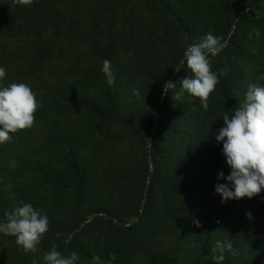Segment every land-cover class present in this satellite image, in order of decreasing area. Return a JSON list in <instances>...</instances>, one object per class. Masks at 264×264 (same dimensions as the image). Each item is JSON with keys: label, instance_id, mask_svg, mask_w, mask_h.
I'll return each mask as SVG.
<instances>
[{"label": "trees", "instance_id": "obj_1", "mask_svg": "<svg viewBox=\"0 0 264 264\" xmlns=\"http://www.w3.org/2000/svg\"><path fill=\"white\" fill-rule=\"evenodd\" d=\"M209 32L223 43L212 71L225 74L204 110L173 94L192 75L186 62L175 71L184 52ZM0 67V84L25 83L42 104L34 127L0 144V223L20 202L49 219L36 253L0 233V264H45L53 245L76 264H215L217 240L233 245L223 264H264V190L215 193L231 171L222 118L264 86V0H0Z\"/></svg>", "mask_w": 264, "mask_h": 264}, {"label": "clouds", "instance_id": "obj_2", "mask_svg": "<svg viewBox=\"0 0 264 264\" xmlns=\"http://www.w3.org/2000/svg\"><path fill=\"white\" fill-rule=\"evenodd\" d=\"M21 6H31L35 0H13ZM254 35L259 38V29L254 30ZM253 33H249L251 39ZM223 48L222 38L207 33L199 43L190 45L184 52L185 60H182L175 68L179 72L186 62L191 76L182 78L180 91L173 94V99L180 100L184 92L199 99L204 110L209 107L211 94L215 92L219 84V76L225 74L224 69L219 70V75L212 71L210 56H216ZM113 66L107 59L103 61L101 71L107 78L109 86L115 83ZM6 70L0 67V81L5 77ZM264 79V75L260 77ZM176 83L168 81L163 85L162 92L167 95L170 90L176 89ZM133 94L140 96L138 90ZM42 107L35 92L25 83H11L8 86L0 84V144L11 142L9 133L31 129L35 126V113ZM224 126L215 135L217 143L222 142V154L231 169L227 177L221 171L218 179H226L228 183L217 184L215 193L222 197L221 203L228 200L253 198L264 190V86L249 84L243 103L229 115L222 118ZM14 169L17 166L15 160L10 162ZM231 185V187H229ZM11 185H5L10 190ZM10 199L13 196L10 195ZM6 223H0V233L16 238V244L23 248L27 254L36 253L38 245L49 231V219L47 214H41L34 209L31 203L20 202L11 212L4 213ZM246 217L252 218L247 212ZM217 223H220L217 221ZM196 227H201L198 220H193ZM62 233H57L60 237ZM217 253L213 257L215 264H223L225 251H233L231 241H216L211 249ZM79 260L74 251L69 256H64L53 245L51 250L43 256L45 264H76ZM116 260L115 254H110L107 264ZM33 264L37 261L33 259ZM91 264H103L98 255H94Z\"/></svg>", "mask_w": 264, "mask_h": 264}, {"label": "water", "instance_id": "obj_3", "mask_svg": "<svg viewBox=\"0 0 264 264\" xmlns=\"http://www.w3.org/2000/svg\"><path fill=\"white\" fill-rule=\"evenodd\" d=\"M153 132H154V130H153Z\"/></svg>", "mask_w": 264, "mask_h": 264}]
</instances>
